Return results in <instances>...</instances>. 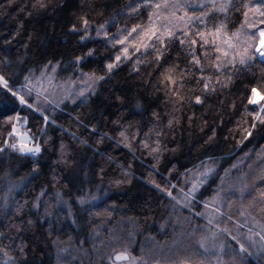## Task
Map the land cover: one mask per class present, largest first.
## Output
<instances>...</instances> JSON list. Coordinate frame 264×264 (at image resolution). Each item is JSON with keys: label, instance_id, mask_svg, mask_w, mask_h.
I'll use <instances>...</instances> for the list:
<instances>
[{"label": "trees", "instance_id": "obj_1", "mask_svg": "<svg viewBox=\"0 0 264 264\" xmlns=\"http://www.w3.org/2000/svg\"><path fill=\"white\" fill-rule=\"evenodd\" d=\"M142 1L45 0L47 7L40 9L34 7L36 0H0V71L10 81L20 80L29 69L38 75L40 66L49 60L60 62L59 74L67 72L74 78L78 73L72 61L77 56L85 57L81 63L84 72L105 75L96 94L90 95L86 103H68L61 110L48 113L51 120L55 119L54 124L49 122L45 127L39 113L24 109L31 134L40 140L42 151L38 157L11 150L0 153V193L6 189L7 181L26 182L16 193L12 209L0 218V233L4 234L0 236V247L9 250V255L17 261L24 260L19 253L21 243L26 256L24 264H55L56 242L71 240L76 246L89 247V238L95 230L108 232L119 225L128 228L130 223L139 232V245L144 242L143 248L135 246L130 253L136 256L139 250L148 252L151 242L160 245L163 233L174 231L171 216L179 215L176 218L182 220L185 215L156 184L171 190L170 185L182 184L187 169L199 166L201 160L218 161L224 168L233 164L251 165L252 182L264 187V181L257 178L258 167H264V135L261 134L264 126L257 123L251 137H242V129L253 122L245 110L261 105L248 103L251 88L257 89L264 104V64L259 60L248 68L239 64L235 70L227 68L231 83L224 88L217 85L216 92L208 95L203 104H196L192 99L195 95H205L197 83L198 73L185 78L182 105L172 103L165 96L160 90L159 68L151 49L146 59L141 50L131 59L120 62L110 74L106 72L105 65L113 61L118 49L107 38L97 36L96 30L100 25H105L109 32L130 29L136 24L146 25L152 9L150 5H141ZM253 2L231 0L227 12L207 18L208 30L219 21L225 24L226 30L235 32L245 21L243 14L248 8L244 6H252ZM136 5L139 7L133 11L132 6ZM82 18L89 21V34L83 41L80 39L84 34ZM255 24L264 28L260 22ZM73 25L76 32L72 31ZM197 27L204 29V25ZM192 32L198 41L193 47L205 64V75L214 74L209 61L220 54L212 50V45L202 49L195 29ZM90 49L93 55L89 57ZM204 51L208 53L207 59ZM187 52V44L181 45L173 38L164 60L178 64L181 69L192 68ZM138 56L142 62L138 65L140 71H135L133 62ZM170 119L171 127L168 126ZM122 125L129 136L138 133L132 141V150L118 142ZM93 126L96 132L91 131ZM9 131L10 126L0 113V146ZM156 131H162L163 135L157 137ZM104 133L107 136L98 142V134ZM145 133L149 135L145 137ZM145 138L149 143L160 140L159 160L141 146ZM117 180L124 183L117 184ZM209 184L204 197L213 188L214 183ZM248 189L252 190L251 185ZM37 197L39 208L34 207ZM81 197L85 199L84 204L79 202ZM176 225L178 228L181 223Z\"/></svg>", "mask_w": 264, "mask_h": 264}, {"label": "snow or ice", "instance_id": "obj_2", "mask_svg": "<svg viewBox=\"0 0 264 264\" xmlns=\"http://www.w3.org/2000/svg\"><path fill=\"white\" fill-rule=\"evenodd\" d=\"M230 2L231 0H224V2L217 4L216 0H209L207 4L200 3L198 6H193L191 0H144V3L149 4L152 9L149 12L148 23L146 25L136 24L126 30H118V33L111 38L110 43L113 46L121 45V48L114 56L113 61L105 65L106 72L110 74L114 68L119 66L122 59L124 61L131 59L132 56L141 53L142 49L144 50L142 55L146 59L147 55L151 54L149 52L151 49L155 53L156 67L159 68L157 78L161 85L160 90L165 93V96L169 97L172 103L182 105L185 100V96L181 94L185 88V78L198 73L197 83L205 95L204 97L195 95L192 99L196 104H203L208 95L216 92L217 85L224 88L231 83L232 77L227 73V68L231 67L235 70L237 64L248 68L253 66V63L257 60L264 64V28L257 27L255 23H250L247 19L248 11L256 12L264 17V0H259L258 3L252 6H244L248 8V11L243 14L245 21L235 32L226 30V26L222 22L215 25L210 31L208 30L205 19L208 11L216 9L220 12H227ZM34 7L43 9L47 7V4L45 0H36ZM132 7L135 11L139 5ZM190 7L201 9L199 15L195 10L189 13L188 9ZM206 8L208 11L204 10ZM82 22L84 34L81 35L80 39L83 41L89 34V21L82 18ZM260 23L264 24V19ZM198 24L204 25V29L197 27ZM250 28H255L256 31H247ZM193 29H195V35L200 38L199 43L202 49L206 45H212V50L220 54L209 61L214 74L205 75V64L193 47L198 43L197 39L193 38ZM72 31H77L75 25L72 26ZM96 35H103L107 38L109 32L106 26L100 25L96 30ZM173 38L178 39L181 45L187 44V55L192 68L185 67L181 69L178 64H168L167 60H164L168 44L172 42ZM92 55L93 51L90 49L87 56ZM203 55L207 59V51H204ZM84 60L85 57L77 56L72 61V65L78 73L75 78L69 76L67 79H61L58 75L60 62L53 63L51 60L40 66L39 75L29 69L27 74L22 75L20 80L10 81L5 72L0 71V113H3L10 126L8 138L0 146V153L11 150L33 158L41 153V145L36 141L35 136L30 134L29 119L24 109L39 113L46 127L49 123V114L45 105L55 103V107L58 108L60 103L64 101L75 104L77 100H81L83 104L87 102L90 95L96 94L99 82L105 80V75H99L95 71L84 72L81 68V63ZM161 60H164L163 64H161ZM141 62L142 59L138 56L133 62L135 71H140L138 65ZM57 90L60 92V99L58 102H54L52 97ZM258 96H260V93L257 89L255 87L251 88L248 103H257ZM245 111L253 119V122L247 128L242 129L243 139H248L253 135V130L257 128V123L264 126V104H261L258 108L246 109ZM153 115L159 118L157 113L154 112ZM51 123L54 124L55 119H52ZM172 123L173 121L170 119L168 126L171 127ZM91 131L96 132L95 126L92 127ZM151 131L150 129L149 132ZM155 134L160 137L163 132L156 131ZM261 134L264 135V127L261 128ZM137 135L138 133H133L129 136L127 128L122 125L118 131V136L121 138L118 142L123 143L125 147L132 150V141L137 139ZM148 135L149 133H145V137ZM106 136L107 133L98 134V142ZM84 142L81 141V143ZM141 146L147 149L149 155L155 154L154 158L159 160V153L162 151L159 139L149 143V140L145 138L141 141ZM61 152H64L63 144L61 145ZM245 155H248V153H245ZM211 159L209 157V160ZM231 167L235 168L237 165L233 164ZM248 167H251V165H248ZM223 171L224 176L229 175V169ZM187 172L191 173L190 180L186 179L185 181L189 184V187L187 191L184 188L179 189V198L172 191L156 184V187L162 192H166L172 201H175L176 204H182L184 207H190V202L196 198V193L208 183L213 174L218 175L215 164L206 163L203 160H201L199 166L194 169H187ZM125 175H128V173L126 172ZM257 178L264 181V169H261V175ZM152 182L155 183V181ZM116 183H124V181L117 180ZM220 183L221 187L216 190L211 201L204 202V208L210 209V211L196 213L205 216L208 225L205 231L199 233L198 239L195 241L193 254L198 257V264H205L209 256L215 258L217 264H224L223 257L225 255L230 257L232 264H247V257L253 255L264 258V216L257 219L254 214L257 211L264 213V187L253 185L251 191H246L249 185L247 182H243L239 187L232 184L225 188L223 187L225 184L224 177H220ZM170 187L175 188L176 185L171 184ZM236 193H239V196L234 200L233 196H236ZM43 195L44 191H41L40 196ZM92 199H95V197ZM237 201L240 204L239 217L242 219L233 220L230 209ZM79 202L84 204L85 199L81 197ZM39 206V197H37L34 207L39 208ZM225 220L232 222V228L225 224ZM28 223L31 224L32 221L29 220ZM242 229H246V231H241ZM3 235V233H0V236ZM191 235L195 237L197 233L194 231ZM256 237L259 239L257 240ZM223 238H230L236 246L229 244L226 249L225 239ZM253 249L256 251L253 252ZM0 253L4 256V259L0 260V264H24V260H26L23 243L19 247V253L24 260L17 261L16 257L9 255V250L4 247H0ZM107 259L110 264H119L121 261L135 264L136 261V257L130 256L127 249L117 250L116 248H113ZM178 264H193V261L190 258H184ZM262 264H264V259H262Z\"/></svg>", "mask_w": 264, "mask_h": 264}, {"label": "rangeland", "instance_id": "obj_3", "mask_svg": "<svg viewBox=\"0 0 264 264\" xmlns=\"http://www.w3.org/2000/svg\"><path fill=\"white\" fill-rule=\"evenodd\" d=\"M208 2L209 0H191V4L193 6H198L200 3L207 4ZM216 2L217 4H219L221 2H224V0H216ZM253 3H254L253 5H255L256 3H258V1L255 0V2ZM229 4H231V2ZM141 5L148 6L149 4H145L143 0L141 2ZM229 6L230 5H228V7ZM194 10L195 11L197 10L198 11L197 15H199L201 9H199L198 7H190L188 9L189 13H191ZM204 10L208 11L207 8ZM217 13L222 14L225 12H220L216 9H211L210 11H208V15L205 17V19L207 20V18L213 15H217ZM247 19L250 23H257V22H260L262 19H264V17H261L256 12L249 11ZM218 24H219V21H218ZM247 31L252 32L253 28L247 29ZM117 33H118V30L109 32V36L107 37V39L109 40L108 42H110L111 38ZM101 37H104V36L102 35ZM114 47H116L119 51V49L121 48V45H115ZM122 61L124 60L122 59ZM59 72L60 71L58 70V75L61 79H67L69 77V75H67V72L65 74H59ZM52 99L54 102L59 101L60 99L59 90L56 91ZM77 101H81V100H77ZM262 101H263V97L260 95L257 97V103L255 104L260 105L262 104ZM68 103L71 104V102L69 101H64L63 103H60L58 108L55 107V103H49L45 105V108L47 110V113H51V112L53 113L56 110H61L62 106ZM49 122H51L50 118H49ZM36 141L40 144V140H38V138H36ZM257 162H260V160H257ZM206 163H214L216 166V173H218V175L213 174V176L209 178L208 183L200 188V190L196 193V198L190 202V207H184L182 204H177L179 208L185 214L182 220L179 218H176V217H179V215L176 217L171 216L173 218L172 219L173 223L171 227L173 228L174 231L173 232L171 231V233L169 232V234L168 233L165 234L164 232L163 233L164 238L162 239L160 245L156 243V241L151 242L150 245L151 244L152 245L147 246V247H150V248H147V250H149L148 252H145L144 250H141L142 252H140L139 250L138 254L134 256L136 257L135 264H178V262L184 258H190L193 261V264H198V257L193 254L194 248H195V241L196 239H198L199 233L202 231H205L208 225H207L206 217L197 215L196 213H207L210 211V209L204 208V202L206 201L210 202L216 190L219 187H221L220 177H224L225 184L223 185V187L225 188H227L229 185H232V184L239 187L242 185L243 182H247L249 186L251 185V188L253 187L252 185H256L252 182L253 179L251 180L250 178L254 171L253 167L250 168L246 166V167L224 168L220 166L219 164L220 162L218 161H209ZM224 169H229L228 176H224V171H223ZM258 169L261 175V169H264V167H258ZM190 178H191V173L188 172V174L187 173L184 174V176L181 179L182 184L180 185L174 184L176 185V187L171 188L170 191H172L173 194L179 198L180 197L179 189L184 188L185 191H187L189 184H187L185 181L186 179L190 180ZM25 183L26 182L24 180L5 182L6 189L4 190L3 193H0V218L4 214H7L12 209V206H13L12 203L14 202L15 195L17 192L21 190L22 186ZM209 183L211 184L214 183L213 188L210 191V194L208 193V195L204 197L203 194L205 190L210 186ZM262 184L263 183H261V185ZM248 190L249 189H247L246 191ZM237 196H239V193H236V196H233V199L236 200ZM167 197L171 200L169 196ZM239 208H240L239 201H237L236 203L232 205L230 209V214L233 216V220L242 219L241 217H239ZM254 214L257 216V219H260L262 216H264V213H259L258 211L255 212ZM71 217L72 216L70 215V218ZM176 222L181 223V225L178 226V228H177L178 223L176 225ZM225 224L229 228H232V222L225 220ZM107 231L108 232L101 231V230H95L93 234L91 235V237L89 238V241H88L90 244L89 247L76 246L74 245V243H72L71 240L67 241L66 243L61 242V241L56 242L55 243V249H56L55 264H110V261L107 259V257L112 253L113 248H116L117 250L127 249L130 256H133L129 251L131 248L135 246L136 248L138 246L140 248H143L142 244L144 242L143 241L140 242L141 246L139 245L138 240H137L139 232L138 233L136 232V228L133 225V223H130L128 225V228L127 226L119 225L116 228H114V230L111 229ZM194 231L197 233V236L195 237L191 235V233H193ZM233 231L235 230L233 229ZM241 231H246V229H242ZM165 235L168 236L167 237L168 240L165 238ZM223 239H225L226 249L229 244L236 246L235 242L232 241L230 238H223ZM256 239L258 240L259 238L256 237ZM136 243L138 244L136 245ZM252 251L255 252L256 250L253 249ZM3 259H4V256L2 253H0V260H3ZM262 259L264 258L258 255L249 256L247 257V263L251 262L255 264H262ZM223 261H224V264H232V261L228 255H225L223 257ZM121 264H128V262L121 263ZM205 264H217V261L215 258L209 256L208 259L205 261Z\"/></svg>", "mask_w": 264, "mask_h": 264}, {"label": "water", "instance_id": "obj_4", "mask_svg": "<svg viewBox=\"0 0 264 264\" xmlns=\"http://www.w3.org/2000/svg\"><path fill=\"white\" fill-rule=\"evenodd\" d=\"M125 262H127V261H121V262H119V264H121V263H125Z\"/></svg>", "mask_w": 264, "mask_h": 264}]
</instances>
